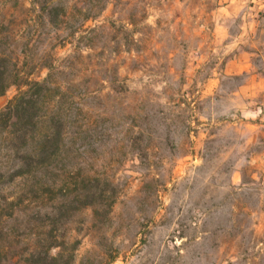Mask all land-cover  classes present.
<instances>
[{"label": "rangeland", "instance_id": "374dc122", "mask_svg": "<svg viewBox=\"0 0 264 264\" xmlns=\"http://www.w3.org/2000/svg\"><path fill=\"white\" fill-rule=\"evenodd\" d=\"M46 1L0 0V51L29 79L50 56L97 89L80 133L96 141L47 177L1 179L34 195L4 228L52 236L66 264H264V0H58L59 30Z\"/></svg>", "mask_w": 264, "mask_h": 264}, {"label": "trees", "instance_id": "16d2710c", "mask_svg": "<svg viewBox=\"0 0 264 264\" xmlns=\"http://www.w3.org/2000/svg\"><path fill=\"white\" fill-rule=\"evenodd\" d=\"M45 4L46 24L61 29L66 7L58 0H47ZM100 9L98 5L81 8L79 28L95 19ZM40 65L47 69L46 75L39 80L29 79V71L21 74L12 58L0 51V96L10 84L25 86L0 108V180L47 177L50 169L62 163L68 153L96 141L95 138L90 141L91 136L81 139L80 133L96 128L93 121L83 118L82 112L83 101L96 94L97 89L88 90L64 79L66 67L53 57L48 56ZM71 127L77 129L72 138L68 132ZM28 193L15 196L0 187V264H66L61 251L52 252L59 247L52 236L47 244H20L19 237L29 234L4 228L8 221L17 220L20 205L34 198ZM93 203L88 200L85 205Z\"/></svg>", "mask_w": 264, "mask_h": 264}]
</instances>
